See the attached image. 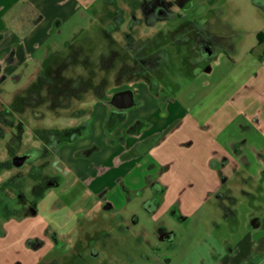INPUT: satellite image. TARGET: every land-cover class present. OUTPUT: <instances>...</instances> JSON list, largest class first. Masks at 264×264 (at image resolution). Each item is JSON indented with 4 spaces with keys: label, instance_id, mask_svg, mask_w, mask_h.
Returning <instances> with one entry per match:
<instances>
[{
    "label": "rangeland",
    "instance_id": "rangeland-1",
    "mask_svg": "<svg viewBox=\"0 0 264 264\" xmlns=\"http://www.w3.org/2000/svg\"><path fill=\"white\" fill-rule=\"evenodd\" d=\"M169 1L176 17L151 26L143 19L146 0L82 1L59 16L55 13L60 4L52 5L44 14L46 28H37L38 43L31 55L25 61L16 60L14 71L2 72L0 264H164L166 259L171 260L169 264H221L216 262L223 246L239 241L254 218H264V188L250 190L253 197L237 196L236 203L211 199L201 205L198 216L185 222L172 221L167 214L153 221L148 205L154 209L160 204L156 193L154 197L147 196V192L133 195L119 211L103 212L104 204L97 195L88 193L87 187L63 169L51 168L45 160H39V164L25 162L20 167L11 164L13 157L29 149H41L38 132L60 133L86 123L90 116L80 111L93 106V90L103 92L116 85L127 88V83L139 76L131 73L132 66H137L133 61L137 54L143 58L151 56L152 69L157 66L155 55L164 52L158 68L143 77L155 89L166 92H178L188 86L191 115L198 114L199 109L204 118L212 115L219 104L230 100L227 98L238 85L248 84L250 73L260 66L261 57L257 56L264 52V39L259 42V36L264 37V0H190L191 8L185 9L178 7L175 0ZM17 6L5 19L18 36L16 41H6L26 48L23 24L30 22L32 26L38 14L27 7L26 0H20ZM56 18L58 22L54 23ZM201 39L210 43L212 56L201 55ZM5 49L6 54L11 52V48ZM220 51L226 56H220L213 75L191 82L195 71L209 68ZM225 57L229 62L224 61ZM66 58L69 62L64 65ZM232 65L235 68L227 74L225 68ZM42 71L57 77V101L63 99L69 79L82 78L88 81L89 88L83 99L71 96L69 106L53 109L48 85L38 78ZM256 81L264 82L261 73ZM213 83L214 89L210 90ZM29 90L37 91L41 97L33 107L24 103ZM44 175H54L57 186L35 188ZM117 200L122 204L121 198ZM97 201L101 203L96 205ZM230 210L233 219L228 215ZM116 217L125 220L123 225L129 232L124 235L123 244L111 248L110 237L96 240L94 231L107 228L116 222ZM166 229L172 232L170 241L162 237ZM90 238L99 252L96 258L87 253ZM37 241L42 243L40 248L29 247V243ZM139 241L141 244L136 246ZM208 248L213 251L212 256L207 254ZM143 251H148V259L142 260ZM182 256L187 259L180 263ZM129 257L138 260L131 263Z\"/></svg>",
    "mask_w": 264,
    "mask_h": 264
},
{
    "label": "crops",
    "instance_id": "crops-1",
    "mask_svg": "<svg viewBox=\"0 0 264 264\" xmlns=\"http://www.w3.org/2000/svg\"><path fill=\"white\" fill-rule=\"evenodd\" d=\"M82 1L89 0H26L27 7L38 17L32 26H29L30 22L28 26L25 22L23 24L25 48V45L9 44L16 41L18 35L9 28L5 19L20 0H0V78L2 72L8 70L10 73L16 69V60L25 61L31 55L38 43L37 30L47 26L46 9L60 4L55 13L59 16L62 12L69 13ZM54 21L58 22V18ZM263 39L259 36V42ZM5 48H11V52L6 54ZM221 55L226 56L218 52L209 68L196 70L190 81L194 82L203 75L206 78L212 76ZM257 57H261L258 61L260 66L250 73L252 77L247 80L248 84L238 85L227 98L230 100H224L212 115L205 118L200 115V109L198 114H190L192 96L186 91L188 86L178 92H166L158 87L155 89L150 80L138 76L127 83V88L116 85L102 92L110 100L117 91L131 90L135 104L125 110L109 105L93 90V106L80 111L90 116L86 121L87 132L73 143H61L56 154L39 160H45L51 168L63 169L66 175L87 187L88 193L97 195L104 204L103 212L119 211L133 195L147 192V196L154 197L156 193L161 199L160 204L154 209L148 205L153 221L167 214L172 221L179 219L185 222L198 216L201 205L211 199L236 203L239 195L253 197V191L264 188V82L255 83L260 73L264 77V52ZM225 58L224 61L229 62ZM234 68L233 65L225 68L226 73ZM213 85L210 90L214 89ZM85 93L73 99H83ZM203 93L206 91L200 94ZM12 105L16 102L9 107ZM40 140L42 148L44 141ZM48 180L50 182L41 185L40 189L57 186L58 180L54 175H44L40 183ZM118 198L122 199V204ZM101 202L97 201L96 205ZM228 215L234 218L231 210ZM115 220L107 228L100 227L94 231L96 240L110 237L111 248L115 244L118 247L123 244L124 235L129 232L123 225L124 219L116 217ZM230 230L234 232V226ZM162 237L170 241L173 235L167 230ZM140 244L139 241L136 246ZM41 246L39 241L29 243V247L36 250ZM212 252L208 248L207 254L212 256ZM148 255V251H143L142 260L148 259ZM112 257L124 259L118 255ZM197 258L199 261L200 256ZM186 259L182 256L179 262ZM128 260L132 263L138 258L129 257ZM263 260L264 218L256 217L239 241L223 246L216 263L262 264ZM170 262L166 259L163 263Z\"/></svg>",
    "mask_w": 264,
    "mask_h": 264
},
{
    "label": "trees",
    "instance_id": "trees-1",
    "mask_svg": "<svg viewBox=\"0 0 264 264\" xmlns=\"http://www.w3.org/2000/svg\"><path fill=\"white\" fill-rule=\"evenodd\" d=\"M176 5L181 8H191V1L190 0H175ZM143 12V19L144 22L151 26L156 23V21L164 20V19H170L176 17V14L173 12V9L171 8V2L169 0H148L144 4V8L142 9ZM200 48V47H199ZM111 55V54H110ZM110 57V56H108ZM108 57H104L102 59H106ZM164 57V52L161 51L157 55H155V63L156 67L152 69L149 67V59L151 56H145L144 58L139 56L138 54L133 59L134 64H137V66L133 65L131 73L133 74H139V77H143V75H146L148 71H152L153 69H157L159 62ZM69 60L67 58L64 61V65L67 64ZM139 63V64H138ZM38 77L41 82L46 83L48 85V91L52 95L51 96V105L50 107L53 109L61 108V107H67L70 104V98L72 97H78L83 92L88 90L89 83L88 81L83 80L82 78H75V79H69L67 89H65L63 99L61 101H57L56 98V89H57V77L50 76L45 71L39 72ZM95 94L105 100V102H108L109 99H106V97L102 94L100 89H97L94 91ZM41 100L40 94L35 90H30L25 98V104L28 106H35L39 103ZM108 122L106 123V131L108 132ZM87 132L86 123L72 128H66L64 131L57 133L55 131H42L38 132L37 135L44 141V146L39 148H34L29 151H27L24 156L27 158V162H34L35 160H39L41 158H44L51 154H56L58 150V146L61 143H70L74 142L76 139L82 137ZM1 133V129H0Z\"/></svg>",
    "mask_w": 264,
    "mask_h": 264
},
{
    "label": "water",
    "instance_id": "water-1",
    "mask_svg": "<svg viewBox=\"0 0 264 264\" xmlns=\"http://www.w3.org/2000/svg\"><path fill=\"white\" fill-rule=\"evenodd\" d=\"M208 54H211V50H208ZM108 104L113 106L114 108L125 110L132 107L135 102L131 90H121L115 92L111 96L110 100L108 101ZM26 161L27 158L25 156L18 155L12 158L11 163L13 166L20 167L23 166Z\"/></svg>",
    "mask_w": 264,
    "mask_h": 264
},
{
    "label": "flooded vegetation",
    "instance_id": "flooded-vegetation-1",
    "mask_svg": "<svg viewBox=\"0 0 264 264\" xmlns=\"http://www.w3.org/2000/svg\"><path fill=\"white\" fill-rule=\"evenodd\" d=\"M210 43L208 41H206V39H201L198 43V46L200 47V51H201V55L205 58H208L210 57L209 54H208V50H211V48L209 47ZM212 54V52H211ZM22 155V154H21ZM24 156V154L22 155ZM27 162V161H26ZM12 164V163H11ZM47 182H50L49 180L46 181V182H39V185H36L35 188H39L41 185L43 184H46ZM23 197V196H22ZM87 248H88V251L87 253L90 255V257L92 258H96L97 257V254H99L98 250L95 248V244L93 242L92 239H89L88 240V245H87ZM51 264H57L55 261L54 262H51Z\"/></svg>",
    "mask_w": 264,
    "mask_h": 264
}]
</instances>
